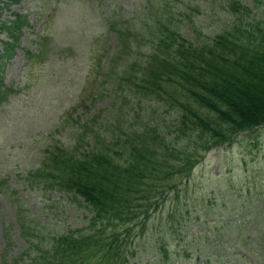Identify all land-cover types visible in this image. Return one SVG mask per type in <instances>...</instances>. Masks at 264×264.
I'll return each instance as SVG.
<instances>
[{"label": "trees", "instance_id": "16d2710c", "mask_svg": "<svg viewBox=\"0 0 264 264\" xmlns=\"http://www.w3.org/2000/svg\"><path fill=\"white\" fill-rule=\"evenodd\" d=\"M175 1L138 0L131 18L107 21L118 43L103 76L108 88L78 107L90 99L95 106L106 94L113 103L89 121L80 118L69 144L51 145L30 175L49 198L62 191L80 196L89 227L46 241L19 214L29 248L14 264H128L151 219L188 189L206 154L264 127L263 3ZM13 13L0 21V106L15 93L5 69L29 27L27 15ZM133 101L139 113L130 110Z\"/></svg>", "mask_w": 264, "mask_h": 264}, {"label": "rangeland", "instance_id": "374dc122", "mask_svg": "<svg viewBox=\"0 0 264 264\" xmlns=\"http://www.w3.org/2000/svg\"><path fill=\"white\" fill-rule=\"evenodd\" d=\"M6 1L10 2L2 0L0 21L13 20V12L29 19L5 70V83L15 93L0 106L4 184L0 264L5 253L8 264H14L29 248L19 214L26 217L33 234L46 241L89 227L90 214L82 198L62 192L49 198L41 186L30 183V175L42 165L51 145L69 144V126L78 127L80 118L89 121L101 107L113 103L111 94H106L95 106L90 99L78 107L90 93L108 88L103 76L118 43L107 21L115 15L131 18L139 4L138 0H21L6 9ZM209 9L203 10L204 17ZM258 10L264 15V7ZM134 103L130 110L139 113ZM75 107V120L69 121ZM137 245L128 264H264V127L243 132L231 145L210 151L195 169L188 189L155 214Z\"/></svg>", "mask_w": 264, "mask_h": 264}]
</instances>
